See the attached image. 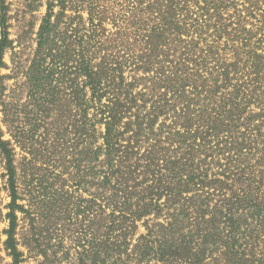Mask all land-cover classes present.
Wrapping results in <instances>:
<instances>
[{
    "label": "trees",
    "instance_id": "trees-1",
    "mask_svg": "<svg viewBox=\"0 0 264 264\" xmlns=\"http://www.w3.org/2000/svg\"><path fill=\"white\" fill-rule=\"evenodd\" d=\"M45 4L21 104L0 0V264H264V0Z\"/></svg>",
    "mask_w": 264,
    "mask_h": 264
},
{
    "label": "rangeland",
    "instance_id": "rangeland-1",
    "mask_svg": "<svg viewBox=\"0 0 264 264\" xmlns=\"http://www.w3.org/2000/svg\"><path fill=\"white\" fill-rule=\"evenodd\" d=\"M46 0L43 1V3H38L37 5L33 6L30 9L25 8V0H7L8 6H10V12H9V33L10 37L9 39L14 42V47H16V51H19L17 48L18 40L19 38H24L25 48L23 49V55H21V68L16 69V63L18 59L15 58V63L13 62V50H7L5 53L4 61L7 65L6 68L2 69V75L8 76V79L5 80V84L9 89H15L18 90L19 87L22 89L21 94L19 96L20 103H24L26 101V95H27V89L26 87H22L26 84V77L25 72L29 68V66L32 63L34 52L36 50V33L39 29L41 20L43 16L46 13ZM0 16H1V10H0ZM63 102L60 103L61 107L63 106ZM2 108L0 107V110ZM57 120L59 123H62L64 121V118L61 117V113L59 110V103H57V110L53 113V118L48 119V121ZM19 153H21L19 151ZM25 156L26 154L23 153ZM51 166H48V169L45 171H42L40 173L41 178H43V181L51 180V183H54V188L52 191L55 192V190L59 187L60 184H64V182H59L56 184V180L52 178V174L54 170L50 168ZM44 169H46L44 167ZM2 173V170L0 169V174ZM2 183V182H0ZM73 184L72 181L69 183L67 182L65 190H70V186ZM73 189V188H72ZM76 190V189H74ZM71 191V190H70ZM77 191V190H76ZM77 195H82L86 197L83 192L79 191L76 193ZM3 197L5 198L4 205H6L9 202V199L6 198V195L3 194ZM71 205V204H69ZM71 211H69L66 215V218L69 216V214H73L72 206L69 208ZM6 212V211H5ZM68 221V220H66ZM79 225V224H78ZM6 225L3 223H0V228H5ZM1 256H5V253H2ZM8 261H10L8 259ZM28 264H37L36 259H31Z\"/></svg>",
    "mask_w": 264,
    "mask_h": 264
}]
</instances>
